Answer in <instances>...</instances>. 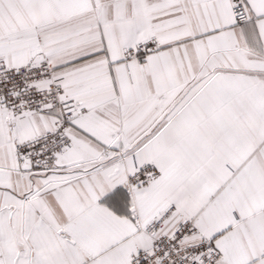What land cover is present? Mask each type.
<instances>
[{
    "label": "snow or ice",
    "instance_id": "snow-or-ice-1",
    "mask_svg": "<svg viewBox=\"0 0 264 264\" xmlns=\"http://www.w3.org/2000/svg\"><path fill=\"white\" fill-rule=\"evenodd\" d=\"M0 264H264V0H0Z\"/></svg>",
    "mask_w": 264,
    "mask_h": 264
}]
</instances>
